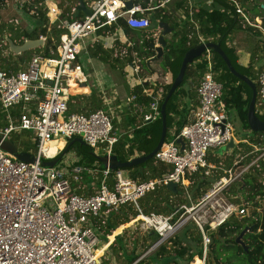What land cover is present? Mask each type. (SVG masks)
I'll use <instances>...</instances> for the list:
<instances>
[{
	"label": "built area",
	"instance_id": "built-area-1",
	"mask_svg": "<svg viewBox=\"0 0 264 264\" xmlns=\"http://www.w3.org/2000/svg\"><path fill=\"white\" fill-rule=\"evenodd\" d=\"M126 1L91 0L87 5L90 13L71 20L60 19L61 8L49 5L47 29L56 21L64 29L50 55L34 53L22 69H0V107L8 119L0 134L9 138L14 130H26L37 143L36 158L32 162L18 160L0 147V264H100L99 256L95 255V245L98 237L103 236L91 219L102 216L104 207L116 209L126 203H131L137 210V218L133 221H140L141 227L156 233L158 239L152 247L172 236L185 223L192 222L201 234V260L204 264L209 231L215 230L231 216H247L251 210L261 211L264 199L259 205L245 204L235 202L236 196L227 197L224 193V188L246 171L255 159L245 166L238 160L223 169L225 175L214 181L196 201H192L185 191L187 202L179 205V213L144 214L138 205V200L158 185L172 181L186 186L187 176L202 168L204 174H208L215 167L205 158L208 149L234 141L228 107L221 99L222 84L213 78L209 63L200 75L196 104L188 121L177 134L164 139L153 154L156 161L168 166L159 176L137 180L121 168L99 167L96 163L85 166L76 159L62 160L61 164L51 167L42 165V158L49 160L58 153L48 156L45 148L56 136L64 139L79 137L93 152L112 154L111 147L118 137L112 131L111 114L102 108L69 112L67 100L70 82L80 84L85 81L77 61L82 39L98 27L112 24L119 18L129 28L145 29L149 26L145 13L154 8L155 0H148L147 7L140 0H131L133 4L126 7ZM233 3L236 13L247 19L239 3L236 0ZM39 37L44 41V34ZM208 51L203 52L206 60H209ZM139 70V65L135 64L132 74ZM136 81L143 85L144 81L151 80ZM255 82L256 97L264 102V69L258 73ZM142 93L151 99L142 120L150 122L160 116L163 90L156 84L154 88L143 87ZM125 101L134 103L139 110L142 107L135 102L134 94L126 97ZM12 107L19 108L15 118L7 113ZM178 137L184 141L182 149L176 142ZM83 172L99 173L100 180L94 186L87 184L85 191H78ZM58 179H63L66 186L62 202L49 191L51 183Z\"/></svg>",
	"mask_w": 264,
	"mask_h": 264
},
{
	"label": "trees",
	"instance_id": "trees-1",
	"mask_svg": "<svg viewBox=\"0 0 264 264\" xmlns=\"http://www.w3.org/2000/svg\"><path fill=\"white\" fill-rule=\"evenodd\" d=\"M7 1L8 0H0V11L7 4ZM20 1H22L20 6L25 12L36 15L42 18V20L32 28L23 29V27H17L13 25L11 20L3 21L0 18V69H22L29 60L30 56L34 53L49 56L50 50L55 48V45L59 40V35L64 31L61 26H58L57 21L51 24L49 30L47 29L48 17L46 16L47 6L45 5V0ZM87 1L89 2L91 0H86L85 3H88ZM147 1L148 0H140V3L146 7ZM158 1L159 0H155L154 2ZM236 1L239 3V5L246 7L244 12H249L251 18L254 16H259L261 19V26L264 28V9L260 7V2L251 0ZM245 3H248V5ZM177 4L187 5L185 0H179ZM201 5H222L223 7L219 11L215 10L205 12L201 11V8H199L196 12H192V19L194 22H196L195 24H198V28L196 29L192 22L186 21V29H184V31L181 33H175L172 36L165 48V51L163 52V55L161 54L163 68L166 69L175 63L173 70L174 78L178 72L183 53L188 48L197 44V34H199L204 38H210L216 42L218 41L220 47L229 58L232 66L239 73L249 76L248 69L250 65L245 68V72H242L235 65L234 61L229 55L228 49L223 46V40L226 37L227 32L232 29L236 23H241L245 27L250 28V26L247 24V15L244 14L247 18L245 19L243 16L240 15V17L239 14L236 13L233 0H210V4L205 2ZM161 12V9H157L156 14L154 15L156 17L160 16L159 18L163 20L167 16L161 14ZM82 15L83 13L77 9H75L74 13L72 14L69 8H62L59 17L71 20ZM221 22H225L226 26H221ZM121 24L125 26L122 21ZM40 34L45 35V39L41 45L27 49L26 51L20 53H13L9 50L7 41L8 39H10L15 44H21L25 39L38 38ZM176 36H179V38L176 39ZM143 44V46H147L146 42ZM97 49L102 50L101 46H98ZM150 53L151 51L148 48V50L143 52L144 55L141 56V59H145V57L149 56ZM210 54L209 62H207L205 55L202 53L200 56L194 58L192 62L186 65L182 81L167 99L165 104V138H170L173 136V134H177L179 129L188 121L190 110L194 108L196 102L188 105L186 101L182 100V98H191L192 95H194L193 90L196 93V87L198 85L200 75L206 70L208 66L207 64L209 63L213 78L222 84L221 99L226 103L228 109L235 110L238 119L247 129L246 136L239 138L242 141L236 143L242 146L244 150L243 154L246 153L239 160V164L248 165L255 159V161L248 166L246 171L241 173L239 182H232L230 184L228 187L229 192L232 196H236L234 199L235 202H242L245 204L252 202L254 205H259L260 201L264 199V149H261L264 147V131H251L247 125L246 108L250 100L251 89L246 83L229 72L223 59L217 53L211 51ZM113 65L118 69L123 67V63L119 62L118 60H115ZM250 78L253 79V77ZM145 86H147L146 83L143 85H137L133 88L132 94L135 95L136 102H139L146 107L148 106L151 99L149 96L142 93V88ZM157 86L159 87V85ZM169 86L170 84L162 86L163 93L160 104L162 103ZM91 96H93V93ZM79 98L81 97L72 96L69 98L67 102L68 110H78ZM18 109V107L10 108V117L15 118L18 113ZM257 116L258 118L262 119L261 116ZM7 122L8 119L6 117V113L3 112L0 107V129L5 127ZM160 131L161 117L158 116L157 119L134 128L132 132H130V135L128 134L124 137L118 138L117 141L112 145L111 151L121 161L128 160V158L134 155L135 152H137L139 155L147 154L157 143ZM9 139L16 145L19 151H26L32 154L36 152L37 143L31 138L30 133L26 130L12 131L9 134ZM70 141L71 138L66 143V145H68L67 151L70 150L74 144H77L78 146L85 145L76 141ZM85 146L91 151L87 159L85 158V161L87 162L85 166H92V161L95 160V157L92 154V150L87 145ZM254 147L259 149L254 150ZM59 148V146L55 145V151H57ZM125 148L126 151H124ZM52 152L53 149L50 147V153ZM60 152L57 153L56 156H58ZM76 152L79 155H82L83 153L79 150H76ZM43 160L47 159L42 158V161ZM216 162H218L217 166H221V162H219V160ZM97 163L99 167H102L100 162L97 161ZM227 168H229V166ZM227 168L214 167L211 168L208 174H204L203 168L195 170L187 176L188 184L186 186L178 184L176 192L168 190L165 185L156 186L155 189L145 193L138 200V205L141 208V212L144 214L149 212L165 214L174 212L179 213V205L187 202L184 195L185 191L188 192L192 201L198 200V198L208 188H210L211 184L223 174L222 169ZM121 169L126 170L133 179L144 180L159 176L168 169V166L156 161L152 156L142 163ZM84 173L85 172H83L84 179L94 178L96 182L100 180L99 173H92L90 175ZM82 189L83 188L81 185L79 187L77 186L78 191H81ZM136 215L137 210L135 207L131 203H126L116 209L104 207L102 216L93 217L91 220L94 227L104 237L110 235L111 231L115 227L130 221ZM245 225H252V229L250 231H246L241 236V240L246 245V250H244L234 241L236 235ZM119 228L121 231L122 226H119ZM148 232L149 235L147 236L151 238V243H154L158 239L156 233L151 231ZM123 234L124 232L116 234L108 245L116 252L121 249V243H125V240L122 239ZM208 236L211 237V240L207 245L204 264H264V202L261 204L260 212L251 210V213L247 216H231L215 230L209 231ZM132 240L133 241L131 242L134 244V238ZM103 247L106 246L103 244L97 249ZM133 247L134 245H132L131 248ZM152 254L154 255V259H152L151 255H149L147 262L148 260L150 262L153 260L154 264H179L178 260L188 263L192 261L194 256H197L198 258L195 259L191 264L200 263V259L202 258L201 234L192 222H187L172 236L159 243L153 249ZM137 256V254L132 252L130 254L129 261L122 260L121 264H132L136 259L137 261H135L133 264H144V260L142 258L138 259ZM157 261H159V263ZM147 264L150 263L148 262Z\"/></svg>",
	"mask_w": 264,
	"mask_h": 264
},
{
	"label": "crops",
	"instance_id": "crops-1",
	"mask_svg": "<svg viewBox=\"0 0 264 264\" xmlns=\"http://www.w3.org/2000/svg\"><path fill=\"white\" fill-rule=\"evenodd\" d=\"M59 1L60 0H58L57 4V2L55 3L53 0H45V4L47 7L49 5H59ZM61 1L64 2L63 5H69V9L73 14L75 11L74 6L76 5L77 0ZM170 1L171 0H167L163 3V0H159L158 2H155V4L153 3L154 8L147 10L145 13V15L149 19V26L145 29H134L129 28L126 25L123 26L121 24V21L123 22V24H125V22L123 19L119 18L112 24L98 27L92 33H90L88 36H86L80 41L79 44L81 47V51L77 55V61L81 66L82 74L85 76V81H82L80 84L74 83L81 87L75 92L71 91L69 84L70 94L68 100L72 96L81 97L78 99V110H68L69 112H89L97 108L106 109L112 116V131L116 134L118 138L124 137L128 134L130 135V132H132L134 128H137L142 124L148 123L143 122L142 120V114L144 112H147L148 106L145 107L143 104L136 102L135 100L136 103L142 106L139 110L133 105L134 103L127 104L125 101L126 97L132 95L133 88L137 85H140L137 83L136 80L150 78V82L144 81L143 84L146 83L147 86H151L152 88H154V85L156 84L159 85L160 88H162L163 85L170 84L173 80V70L175 63L164 69L162 66L163 62L161 57L172 36L175 33H181L182 31H184V29H186V21L192 22L195 28H198V24H195L196 22H194V20L192 19L193 11L196 12L199 8H201V11L205 12L215 10L219 11L223 7L222 5H201L205 2L207 4H210V0H204L203 2L202 0H195L192 5H189L188 2V5H178L177 3L179 0H174V5H165ZM21 2L22 1H19L18 5H20ZM88 3L86 4L88 5ZM159 3L163 4L161 5ZM147 6L148 5H146V7ZM240 6L244 12L245 6ZM157 9H161V14L166 15L167 17L163 20L159 18L160 16L156 17L154 14H156ZM248 13L244 12V14L247 15L248 22H246L250 26V28L245 27L241 23H236L232 27V29L227 32L226 37L223 40V46L228 49L229 55L231 56L232 60L236 65H239L244 69L248 65H250L248 72L251 75L253 74L255 77H257L258 72L264 68V28L261 26V19L259 16H254L251 18L250 13ZM159 21H166L168 27L171 28V32L165 35V41L167 44L162 50V55L147 64L146 60L154 55V50L149 47L148 44L150 42L156 43L155 36L156 34H158L159 31V29L157 28V23ZM220 25L224 27L226 26V23L221 22ZM178 38L179 36H176V39ZM197 38V44L204 41L219 43L218 41L216 42L214 40H211L210 38H204L199 34H197ZM144 42H146L147 46H143ZM98 46H101L102 50L97 49ZM148 48L152 54L150 53L149 56L145 57V59L142 60L141 56L144 55L143 52L148 50ZM210 53L211 51H208L206 53L208 59L210 58ZM115 60H118L119 62L123 63V67L118 69L116 66H114L113 62H115ZM207 62H209V60H207ZM159 63L161 64V66H159ZM135 64L139 65L140 70L137 74H132V67ZM133 79H135V82L133 81ZM251 80L255 81L256 78ZM92 93L93 96H91ZM193 93L194 95H192L191 98L188 99L186 97H183L182 100L186 101L188 105H191L193 102L195 103L196 93L194 90ZM230 110L231 109H228L229 114ZM7 113L9 114V109ZM73 138H71V141ZM57 139L63 140L62 147L57 150V152L59 153L60 151H63L67 141L70 138L64 139L62 137ZM239 141L242 140L234 139V143H237ZM51 148L53 149V152L50 153V156L55 153V145L53 144ZM124 151H126V148L124 149ZM94 152L92 151V154ZM99 153L100 151H96L94 154L102 155ZM245 154H241L238 159L234 162L240 160ZM136 155L139 154L135 152V154L130 156L129 158ZM55 157H57L56 154L52 158ZM73 159H76L75 161L77 162L80 161L79 163L81 164V161L85 160V158H82L79 154H77L76 151L67 152L66 150L63 153L62 158L55 164L59 165L62 163V160L71 161ZM97 161L98 160L95 157V160L92 162L93 164L96 163L98 165ZM208 163L215 166L214 163ZM125 172L129 177H131L126 170ZM84 174H86V172ZM90 174L91 173H87V175ZM239 178L240 176L237 178L236 183L239 182ZM80 179L82 182V191H85L87 189V184H92V186H94L97 183L94 178L84 179L83 173L81 174ZM230 184L227 185L224 189H227ZM90 190H93V187Z\"/></svg>",
	"mask_w": 264,
	"mask_h": 264
},
{
	"label": "water",
	"instance_id": "water-1",
	"mask_svg": "<svg viewBox=\"0 0 264 264\" xmlns=\"http://www.w3.org/2000/svg\"><path fill=\"white\" fill-rule=\"evenodd\" d=\"M131 0H127L125 2L126 7H130L132 5ZM260 7L264 9V4H260ZM75 9L81 11L83 14H89L90 10L85 3L84 0H77V3L75 5ZM157 28L159 29L158 34L155 36V41L150 42L148 45L151 47L155 54L151 57H149L146 60V63L148 64L150 61L159 58L162 54L163 48L166 46V41H165V35L171 32V28L168 27V24L166 21H159L157 23ZM8 41V47L9 50L13 53H20L23 51H26L27 49L34 48L36 46H39L43 43L42 38L38 37L36 39H25L21 44H15L13 43L10 39ZM156 44V45H155ZM206 49L209 51H213L217 53L224 61L225 65L227 66L229 72L236 76L238 79L246 83L250 89H251V96L250 100L248 102L247 108H246V121L247 125L249 127V130L251 131H264V119L258 118V116L255 113V98H256V85L253 80H251L247 75L239 73L231 64L229 58L227 55L224 53V51L220 48L219 43H214L210 41H204L200 42L187 50L183 53V56L181 58L180 66L178 69V72L176 76L173 78V80L170 83V86L164 96V99L162 103L160 104V117H161V131L160 135L158 138L157 143L153 147V149L148 152L147 154L144 155H136L131 158H129L126 161H121L117 158L115 154H102V155H96V159L101 163L103 167L108 166L111 169H116V168H125V167H131L133 165L139 164L144 162L145 160L149 159L150 157L153 156L155 151L160 147L162 144L164 138H165V133H166V123H165V104L167 99L170 97L172 94L173 90L179 85V83L183 79V74L186 68V65L190 62L193 61L194 58L200 56ZM76 141L80 144H84V142L79 138V137H74L71 142ZM176 142L180 144V149L183 148L184 146V141L181 139V137L176 138ZM234 144V141H229L225 145L221 147V149L225 150L227 148H231ZM0 147L3 149L5 152L13 155L16 159L25 161V162H32L35 160L36 156L30 152L26 151H19L16 147V145L9 139V138H4L0 134ZM68 145L65 146L63 151L55 158H51L49 160L42 161V165L51 167L55 165L57 161H59L62 158L63 153L67 150ZM165 187L172 191L176 192L177 190V185L175 182H168ZM252 229V225H245L240 232L236 235L234 241L235 243L239 244L244 250H246V245L244 242L241 240V236L246 232L250 231ZM211 240V237H209V241Z\"/></svg>",
	"mask_w": 264,
	"mask_h": 264
},
{
	"label": "rangeland",
	"instance_id": "rangeland-1",
	"mask_svg": "<svg viewBox=\"0 0 264 264\" xmlns=\"http://www.w3.org/2000/svg\"><path fill=\"white\" fill-rule=\"evenodd\" d=\"M19 1L20 0H8L7 1V4L0 11L1 20H3V21L11 20L13 25H15L17 27L18 26L23 27V29H29V28L34 27L37 23H39V21L42 20V18H40L36 15H33L31 13L25 12L21 8V6L18 5ZM53 1L55 3L57 2V4H58V0H53ZM194 1L195 0H187L185 2L186 3L188 2L189 5H192V3ZM203 1L204 0H202V2ZM251 1L260 2V4H264V0H251ZM63 3L64 2L60 0L59 5H57V6H59L60 8H63V9L69 8V5L65 6V5H63ZM248 3H250V2H248ZM248 3H245V4L248 5ZM165 5H174V0H171L170 2H168ZM245 9H246V7H245ZM245 9H244V11H245ZM159 66H161L160 63H159ZM236 66L242 72L246 71V69H244L243 67H240L239 65H236ZM248 74H249L248 77H253V79L256 78L253 74L252 75L250 73H248ZM255 108H256L255 113H257V115L264 118V102L261 101L259 98H256ZM258 109H260L262 111H259ZM229 121H230L232 128H233L234 139H239V138L246 136L247 129L245 128L244 124L238 119L234 109L230 110ZM165 140H168V137H166ZM51 142L54 143L55 145L59 146L60 148L63 145L62 139H57V140H54ZM52 145L53 144H51L50 146L52 147ZM221 147L222 146L216 147V148H209L207 151V154L205 156L206 160L210 163H214L215 166H217V163H218L216 161L219 160V162H221V166H218V167H221V168H224V167L227 168L228 166L231 167L235 163L234 161L237 160L238 157L244 153L242 146L236 144V142L234 143V145L231 148H227V149L223 150V149H221ZM76 150L82 151L83 153L80 156L83 158H86V159L89 156V153H91V151L88 150L85 145L84 146H78L77 144L72 145L70 150H68L67 152H75ZM99 154H103V153L100 152ZM81 162L84 165L87 163L85 160H83ZM242 166H245V165H242ZM223 175H225V173H223ZM236 181H237V179L233 180L234 183ZM224 193L227 197L232 196L231 193L229 192L228 187H227V189L224 190ZM136 218L137 217H134L130 221L115 227L111 231L110 235L104 236L105 240H104V237L103 238H101L100 236L98 237L99 241L95 245V248L102 246L104 243L106 244L107 243V237H108V244L106 247H103L104 249L102 250V254L99 255L100 264H121L122 260L129 261L130 254L132 252L134 254L138 255L137 256L138 259L142 258L144 260V264H147L148 262L150 264H154L153 260L151 262L148 260V262H147V259H148L149 255H151L152 259H154L153 258L154 255L152 253H153V249L156 246L152 247V245H153V243H151L152 240L150 237L147 236V235H149L148 234L149 230H145L143 227H141L140 221H137V222L133 221ZM119 226H122L121 231H120ZM123 232H124V234L122 235V239L125 240V243L124 244L121 243V249L116 252L113 249H111L108 245L113 240V238L116 234L123 233ZM133 238H134V244H132V242H131V241H133L132 240ZM132 245H134L133 248H131ZM197 258H198L197 256H194L192 261H190L188 263H184L182 260H178V261H179V264H191ZM200 261L202 263H197V264H203V261L201 259H200ZM157 262L159 263V261H157Z\"/></svg>",
	"mask_w": 264,
	"mask_h": 264
},
{
	"label": "bare ground",
	"instance_id": "bare-ground-1",
	"mask_svg": "<svg viewBox=\"0 0 264 264\" xmlns=\"http://www.w3.org/2000/svg\"><path fill=\"white\" fill-rule=\"evenodd\" d=\"M79 88H81V87H79V85L74 84L73 81L70 82V89L72 92L77 91ZM57 138H62V137H60V136L52 137L51 140H54ZM50 144H54V143L50 142V143H48L47 147H45L46 148V155H48V156H50ZM49 191L55 193L56 197L59 198V201L62 202L65 191H66V186H65L64 180L58 179L56 181H53L51 183V187H50ZM139 218H140V216H139ZM104 245L107 246V243L106 244L104 243ZM103 249L104 248H99V249L96 248L95 249V255L96 256L101 255ZM200 263H202V262H200Z\"/></svg>",
	"mask_w": 264,
	"mask_h": 264
},
{
	"label": "flooded vegetation",
	"instance_id": "flooded-vegetation-1",
	"mask_svg": "<svg viewBox=\"0 0 264 264\" xmlns=\"http://www.w3.org/2000/svg\"><path fill=\"white\" fill-rule=\"evenodd\" d=\"M154 54H155V52H154ZM262 119H264V118H262Z\"/></svg>",
	"mask_w": 264,
	"mask_h": 264
}]
</instances>
